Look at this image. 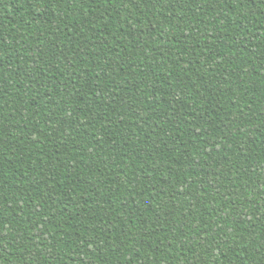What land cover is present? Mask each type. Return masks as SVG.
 Segmentation results:
<instances>
[{"label":"trees","instance_id":"obj_1","mask_svg":"<svg viewBox=\"0 0 264 264\" xmlns=\"http://www.w3.org/2000/svg\"><path fill=\"white\" fill-rule=\"evenodd\" d=\"M0 264H264V0H0Z\"/></svg>","mask_w":264,"mask_h":264}]
</instances>
